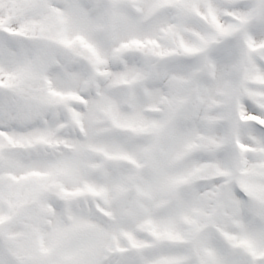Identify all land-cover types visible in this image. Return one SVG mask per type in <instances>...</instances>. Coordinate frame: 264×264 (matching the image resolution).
<instances>
[{
    "label": "clouds",
    "instance_id": "clouds-1",
    "mask_svg": "<svg viewBox=\"0 0 264 264\" xmlns=\"http://www.w3.org/2000/svg\"><path fill=\"white\" fill-rule=\"evenodd\" d=\"M0 264H264V0H0Z\"/></svg>",
    "mask_w": 264,
    "mask_h": 264
}]
</instances>
